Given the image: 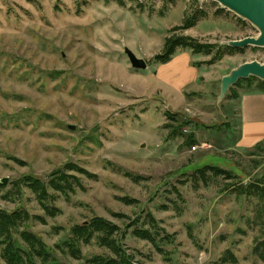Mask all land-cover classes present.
I'll list each match as a JSON object with an SVG mask.
<instances>
[{
    "label": "rangeland",
    "instance_id": "obj_1",
    "mask_svg": "<svg viewBox=\"0 0 264 264\" xmlns=\"http://www.w3.org/2000/svg\"><path fill=\"white\" fill-rule=\"evenodd\" d=\"M184 18L194 25L175 34L212 49H184L200 77L172 93L155 81L153 58ZM258 35L211 0H0V210L43 217L44 224L31 219L19 230L39 238L60 264L111 256L95 237L79 245L80 259L55 248L93 218L124 234L133 264H231L221 262L227 252L235 264H264L253 253L264 233V197L229 187L257 182L264 144L236 147L239 98L228 91L217 101L223 76L245 62L264 63V48L230 52L226 43ZM124 48L147 68H132ZM245 87L234 90L254 92ZM207 166L237 179H202L198 170ZM56 171L80 186L70 179L73 193L48 189L50 218L20 181L47 185ZM134 229L152 233L163 254Z\"/></svg>",
    "mask_w": 264,
    "mask_h": 264
},
{
    "label": "trees",
    "instance_id": "obj_2",
    "mask_svg": "<svg viewBox=\"0 0 264 264\" xmlns=\"http://www.w3.org/2000/svg\"><path fill=\"white\" fill-rule=\"evenodd\" d=\"M193 25V18H184L182 25L173 27L170 32L174 34L165 38L161 52L154 56L153 61L157 64L168 63L176 53L177 48L189 49L194 54L210 53L212 49L210 45H204L193 38L175 34V32L185 31ZM227 49L230 52L237 50L228 46ZM218 58L219 55H215L214 59ZM243 84H245L246 90L250 91L253 87L254 92L264 94V81L249 77L245 80H239L234 87L229 89V91L232 92V99L239 98L238 93L235 92L234 89L235 87H241ZM262 144H264V141L256 144L252 148L257 149L261 147ZM249 154L251 155L252 153ZM69 167L79 174L91 177L85 170L75 166ZM206 173H211L213 176H221L226 182H232V180L237 179V176H235L231 170H224L217 166H207L198 170V174L202 179H205ZM129 176L130 175H127V177ZM50 177L52 179L47 185L32 177H25L20 183L24 184L25 187L36 196L37 202L42 207L45 214L53 218L56 216V210L47 205V198L49 196L48 189L50 188L55 192L66 195L67 193L74 192V182L78 186H80V184L78 179L74 176L63 174L60 171L53 172ZM70 179H73L74 182L70 181ZM133 179L136 180L137 178L134 177ZM229 185L230 188L232 187V191L238 196L246 197L256 195L262 200L264 197V172L256 183H247L246 185L232 183ZM121 200L126 204L134 203L125 198ZM31 219L39 220L43 224L45 223L43 217H30L29 214L24 211L17 210L12 213H7L0 210V257L6 264H60L56 258L53 257V252L47 248L39 238L26 230H19L21 225L26 224ZM131 227V225L128 226V228ZM132 233L137 238L151 243L160 254H163L155 236L148 230L134 229ZM16 235L18 237H15ZM94 237L97 244L106 248L111 253V256H93L86 260L87 264H133V256L128 254L127 250L124 249L120 243L122 238H124V234L123 236L119 235L117 226L102 218H93L87 223L73 226L70 229L69 237L62 240L55 248L62 253L67 252L74 259H80L81 253L79 245H88ZM253 253L264 262V233L259 241L256 242ZM221 262L235 264L236 259L231 253L227 252Z\"/></svg>",
    "mask_w": 264,
    "mask_h": 264
},
{
    "label": "crops",
    "instance_id": "obj_3",
    "mask_svg": "<svg viewBox=\"0 0 264 264\" xmlns=\"http://www.w3.org/2000/svg\"><path fill=\"white\" fill-rule=\"evenodd\" d=\"M199 69L187 50L178 49L168 63H156L154 78L162 89L181 93L196 86L200 77ZM238 117L239 137L236 147L250 149L264 141V94H241L238 99Z\"/></svg>",
    "mask_w": 264,
    "mask_h": 264
},
{
    "label": "water",
    "instance_id": "obj_4",
    "mask_svg": "<svg viewBox=\"0 0 264 264\" xmlns=\"http://www.w3.org/2000/svg\"><path fill=\"white\" fill-rule=\"evenodd\" d=\"M227 9L241 19L249 22L259 31L256 38H244L242 40L229 41L226 45L234 49H244L246 47L264 48V0H211ZM130 65L134 69L145 70L147 64L143 59L137 58L130 50L124 48ZM249 77L264 81V63L257 61L245 62L231 70L220 80L219 95L217 101H222L230 88L234 87L239 80ZM6 183V180H2Z\"/></svg>",
    "mask_w": 264,
    "mask_h": 264
}]
</instances>
